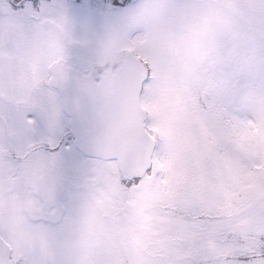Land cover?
Segmentation results:
<instances>
[{"label": "snow or ice", "instance_id": "1", "mask_svg": "<svg viewBox=\"0 0 264 264\" xmlns=\"http://www.w3.org/2000/svg\"><path fill=\"white\" fill-rule=\"evenodd\" d=\"M103 26L0 0V264H264V0H170L130 34L107 70L121 194L84 215Z\"/></svg>", "mask_w": 264, "mask_h": 264}, {"label": "rangeland", "instance_id": "2", "mask_svg": "<svg viewBox=\"0 0 264 264\" xmlns=\"http://www.w3.org/2000/svg\"><path fill=\"white\" fill-rule=\"evenodd\" d=\"M136 1H134L135 7L127 10L119 18H108L105 16L107 12L97 10L102 7V4H109L110 0H79L75 4L71 0L63 2L67 4V13L76 22L78 28L80 25L88 23L97 28L104 24L102 34L97 38L95 52L96 60H104V57L113 59L120 47L124 44L128 45L132 32L146 30L154 17L163 14L170 3V0ZM75 51V49H70V54H75ZM110 161L103 163L101 160L90 166L85 180L88 196L81 207L82 214L87 215L93 210L102 212L106 205L120 196L121 190L118 187L117 179L119 166ZM39 167V163H36L31 170V178L39 170ZM27 183H32V179ZM10 186L14 190L15 182L10 181ZM32 190L34 191V189ZM49 190L54 194L51 188ZM31 203V200H26V205H31Z\"/></svg>", "mask_w": 264, "mask_h": 264}, {"label": "water", "instance_id": "3", "mask_svg": "<svg viewBox=\"0 0 264 264\" xmlns=\"http://www.w3.org/2000/svg\"><path fill=\"white\" fill-rule=\"evenodd\" d=\"M82 94L88 102L97 125L90 132L95 151L94 158L112 159L116 153V139L113 132L117 120V114L114 111L115 89L106 74L104 80L98 85L84 84Z\"/></svg>", "mask_w": 264, "mask_h": 264}, {"label": "flooded vegetation", "instance_id": "4", "mask_svg": "<svg viewBox=\"0 0 264 264\" xmlns=\"http://www.w3.org/2000/svg\"><path fill=\"white\" fill-rule=\"evenodd\" d=\"M64 0H60V2L63 4V5H65V6H67V4L66 3H64L63 2ZM71 1H73L72 3L73 4H75V3H77V1H79V0H71ZM135 1V0H134ZM138 1V0H137ZM136 1V2H137ZM72 4V5H73ZM79 5V4H78ZM105 4H102V7L101 8H99V9H97V10H102L103 11V6H104ZM109 6H110V2H109V4H108ZM132 8H130L129 10H131ZM104 12V11H103ZM105 14V13H104ZM108 15H109V13H107V14H105V16L106 17H108ZM119 18V17H118ZM126 46H127V44H124L122 47H120V49H119V51H117V53H116V55L114 56V58L113 59H111V58H107V57H104V60H96V58H95V62H94V68L96 69V70H98V71H101V72H104L105 73V75L107 74V70L117 61V59L121 56V55H123L124 54V49L126 48ZM109 51V50H108ZM102 159L101 158H94V162H98V161H101ZM102 162L103 163H105V161L104 160H102ZM108 162V161H107ZM35 166V164H33V166H32V168H31V170L33 169V167ZM28 181L27 182H29V181H31V174L26 178ZM30 185L32 184V183H29ZM32 189H34V191L33 192H35L36 191V189H35V186H33L32 187ZM46 195L48 196V198L50 199L51 197H52V193H51V190H49L48 189V191H47V193H46ZM29 203V202H28ZM27 206H31L30 204H28Z\"/></svg>", "mask_w": 264, "mask_h": 264}]
</instances>
